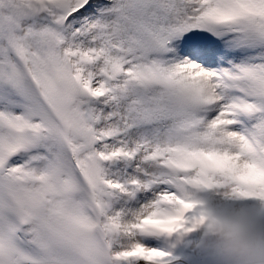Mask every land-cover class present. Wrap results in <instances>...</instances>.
Here are the masks:
<instances>
[{
    "label": "snow or ice",
    "instance_id": "1",
    "mask_svg": "<svg viewBox=\"0 0 264 264\" xmlns=\"http://www.w3.org/2000/svg\"><path fill=\"white\" fill-rule=\"evenodd\" d=\"M214 201L264 203V0H0V264H171Z\"/></svg>",
    "mask_w": 264,
    "mask_h": 264
},
{
    "label": "clouds",
    "instance_id": "2",
    "mask_svg": "<svg viewBox=\"0 0 264 264\" xmlns=\"http://www.w3.org/2000/svg\"><path fill=\"white\" fill-rule=\"evenodd\" d=\"M200 232L202 264H264V203L209 202Z\"/></svg>",
    "mask_w": 264,
    "mask_h": 264
},
{
    "label": "rangeland",
    "instance_id": "3",
    "mask_svg": "<svg viewBox=\"0 0 264 264\" xmlns=\"http://www.w3.org/2000/svg\"><path fill=\"white\" fill-rule=\"evenodd\" d=\"M201 229L187 234H174L172 237H161L160 245L173 255L171 264H202L200 256L197 254V245ZM182 257V263H172L173 260ZM176 261V260H175Z\"/></svg>",
    "mask_w": 264,
    "mask_h": 264
}]
</instances>
